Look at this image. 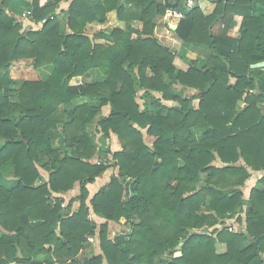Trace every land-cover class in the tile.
Here are the masks:
<instances>
[{
	"label": "trees",
	"instance_id": "trees-1",
	"mask_svg": "<svg viewBox=\"0 0 264 264\" xmlns=\"http://www.w3.org/2000/svg\"><path fill=\"white\" fill-rule=\"evenodd\" d=\"M59 1L31 0L40 28L26 32L0 9V264H264V175L247 199L241 189L251 171H264V69H249L264 61V0H216L210 15L180 0H132L142 6V27L125 31L106 20L112 8L124 18L119 0H72L71 33L55 17ZM168 8L183 13L179 40L208 50L205 69L183 57L187 68H178V54L154 36L155 19ZM234 15L242 17L239 37L214 30ZM103 27L110 47L88 36ZM26 58L51 72L39 81L10 78L12 62ZM92 68L103 80L69 84ZM177 83L198 91L196 108L192 97L171 92ZM84 96L96 102L60 109ZM98 115L96 132L116 134L121 149L108 147L109 158L91 162L96 149L86 125ZM110 167L118 174L89 203L126 230L110 239L108 222L100 224V252L81 260L97 228L86 186ZM75 185L78 194L64 205L57 195ZM234 217L244 230L224 226Z\"/></svg>",
	"mask_w": 264,
	"mask_h": 264
},
{
	"label": "crops",
	"instance_id": "crops-1",
	"mask_svg": "<svg viewBox=\"0 0 264 264\" xmlns=\"http://www.w3.org/2000/svg\"><path fill=\"white\" fill-rule=\"evenodd\" d=\"M46 1L47 0H41L40 3L43 4ZM71 1L72 0H60L57 3L55 17L61 26H66L67 24L66 13H67V9ZM157 1L161 4L166 3V0H157ZM215 1L216 0H198L196 6L200 8L201 12L204 15H210L211 13H213L215 9V6H216ZM6 2H8V0L0 1V9H2L7 15L11 16L15 20V22L19 23V25L21 26V32H26L29 30H37L40 28V23L35 22L32 18L31 0H16V3H14L11 9L9 10L6 9V5H7ZM118 2L123 7L124 18H119L117 14V10L115 8H112L106 13L107 23L110 26L116 27L122 31H125L127 28L140 30L142 27V22L137 18V16L141 11L142 6L132 0H119ZM92 3H93V6L98 5V4H103V0H93ZM180 3L184 7L182 0H180ZM173 10L178 11L176 9L168 8L163 15L155 19L154 36L157 38L160 45H164L165 48L169 49L172 53L178 54L179 57L175 58L174 60V64L178 68H181V69L187 68V64L180 59L181 57H183L189 60H193L197 64V67L199 69H202V70L205 69L207 67V62H208V59H207L208 50H206L205 48H201V47L192 48L184 44L183 42H181V40H179V38L175 35V30L177 28L179 20L183 17V13L181 11H178L182 14V17L176 18L170 15V12ZM24 12H29V14H26V16H23ZM241 22H242V17L239 15H234L230 21L224 20L216 24L214 26V30L217 32H220V31H223L224 29L227 36L236 38V37H239V34H240ZM94 27L97 28L95 24H92L88 27V29L94 28ZM167 29L169 30L168 32H166ZM66 30H67V33H71L67 26H66ZM104 30L100 33L91 32L90 34H88V36L90 37L92 43L100 44L104 47H110L114 44V39L109 35V33L107 32V29L104 28ZM160 38H163L164 40L161 41ZM174 44L178 45V49L174 47ZM258 63L260 62L251 64L249 66V69H258V68L264 69V65L258 66ZM50 72H51L50 68L46 66L40 68V70L35 69L33 67L32 59L30 58L19 59V60L13 61L9 68L10 78L14 80H18V81H22V80L39 81L40 79L47 77V75ZM99 80H103V75L97 68H92L91 70H89L83 75L72 77L71 80L69 81V84L73 86H79V85L90 84V83H93ZM163 80L165 81V83L170 82V78L166 74L163 76ZM169 89L171 90V92L181 97H192L191 107L192 108L197 107L198 98H196L195 95H197L198 91L196 89H192V88L183 86L178 83L171 84ZM137 101L140 105H143L145 101L147 102V99H144L139 95L137 98ZM95 102L96 100H92L86 96L78 97L69 104L61 105L60 109L66 112H70L76 106H79L85 103H95ZM239 102H238L239 107L242 108L244 104L242 101H239ZM167 104L173 105L174 103L169 101L167 102ZM107 113H108V108L104 107L103 111L100 113V116L107 115ZM100 116L98 115L94 121L86 125V130L88 131L91 142L96 149V154L91 159V162H98V161L106 160V158L109 156V155L107 156L108 147L111 149V151H118L121 149L120 142L116 134L110 133V138L107 139L106 137L102 135L101 132H96L95 129H96L97 121ZM53 139H54L55 147L62 149L63 147L62 136L60 134H57L53 137ZM215 164L217 166L223 165L219 160H217ZM117 174H118V168L110 167L105 172H103L100 176H98L93 183L87 184L86 186L88 190V196L85 202L89 208L88 217L91 220H93L97 226L106 222L107 220L104 217L93 212L90 206V203H89L90 199L98 191L100 187H102L104 184L110 181V178L112 175H117ZM263 175H264V171H251L250 178L246 181L244 186L241 187L245 199L248 198L249 192L253 187L254 188L261 187L258 181ZM11 177L13 176H11L10 174L6 175L5 176L6 180H4L5 183L3 184L6 186L10 185V181H12ZM247 187H248V192L246 191V193H244L245 192L244 190H246ZM77 194H78V185H75V187L72 190L65 192V193H61L57 196L63 197L64 205H65L70 198L76 196ZM78 208H79V202L75 201L72 204V211H75ZM107 222L109 224L113 223L112 221H107Z\"/></svg>",
	"mask_w": 264,
	"mask_h": 264
},
{
	"label": "rangeland",
	"instance_id": "rangeland-1",
	"mask_svg": "<svg viewBox=\"0 0 264 264\" xmlns=\"http://www.w3.org/2000/svg\"><path fill=\"white\" fill-rule=\"evenodd\" d=\"M10 1V2H9ZM7 5H6V9H11V7L13 6L14 3H16V0H8V2H6ZM19 13V12H18ZM17 13V14H18ZM161 41H163L164 39L163 38H160ZM174 47L176 49H178V45H175L174 44ZM145 140L147 142L150 141V139L148 137L145 136ZM246 193V191L248 192V187L246 188V190H244ZM248 196V195H247ZM246 196V197H247ZM246 207H244L245 209ZM241 215L244 216V212L241 213ZM99 226V225H98ZM98 226L96 228V232H95V235L91 238L88 239V242L87 244L83 247V249L81 250V252L79 253V258L82 260L83 258L85 257H88V256H91L93 254H97L100 252V249H99V246H98ZM108 226H109V232H108V237L110 239H112L114 236L116 235H119L121 233H124L125 232V227L122 225V224H119V223H108ZM224 226H227L229 227L231 230H244V225L243 224H240L238 222L235 221V217L232 218V219H229L227 221H225L224 223ZM40 259H43L40 257Z\"/></svg>",
	"mask_w": 264,
	"mask_h": 264
},
{
	"label": "built area",
	"instance_id": "built-area-1",
	"mask_svg": "<svg viewBox=\"0 0 264 264\" xmlns=\"http://www.w3.org/2000/svg\"><path fill=\"white\" fill-rule=\"evenodd\" d=\"M182 1H183V4H184V7L187 8V9L193 8L195 5H197V2H198V0H182ZM26 14H29V12H24L23 16H26ZM170 15L173 16V17H176V18L182 17V14L180 12H178V11H175V10L171 11ZM168 31L169 30L167 29L166 32H168Z\"/></svg>",
	"mask_w": 264,
	"mask_h": 264
},
{
	"label": "water",
	"instance_id": "water-1",
	"mask_svg": "<svg viewBox=\"0 0 264 264\" xmlns=\"http://www.w3.org/2000/svg\"><path fill=\"white\" fill-rule=\"evenodd\" d=\"M196 6V5H195ZM194 6V7H195ZM264 65V61H262V62H260V63H258V66H263ZM239 103H241V102H239ZM12 179H14V177H11ZM207 231V227H204L203 229H202V231H201V233H205ZM179 255H181V251L180 250H178V251H176L175 253H174V256H179Z\"/></svg>",
	"mask_w": 264,
	"mask_h": 264
}]
</instances>
